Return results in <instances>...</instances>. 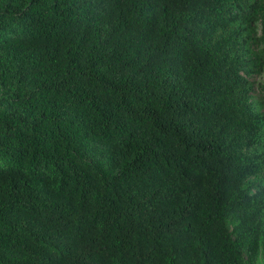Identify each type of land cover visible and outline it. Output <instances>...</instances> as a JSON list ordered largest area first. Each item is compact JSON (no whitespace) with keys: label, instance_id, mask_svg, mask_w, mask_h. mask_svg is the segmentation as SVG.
I'll use <instances>...</instances> for the list:
<instances>
[{"label":"trees","instance_id":"16d2710c","mask_svg":"<svg viewBox=\"0 0 264 264\" xmlns=\"http://www.w3.org/2000/svg\"><path fill=\"white\" fill-rule=\"evenodd\" d=\"M262 71L264 0H0V264H264Z\"/></svg>","mask_w":264,"mask_h":264},{"label":"rangeland","instance_id":"374dc122","mask_svg":"<svg viewBox=\"0 0 264 264\" xmlns=\"http://www.w3.org/2000/svg\"><path fill=\"white\" fill-rule=\"evenodd\" d=\"M249 81L253 84L252 97L258 109L264 114V71L250 77Z\"/></svg>","mask_w":264,"mask_h":264}]
</instances>
